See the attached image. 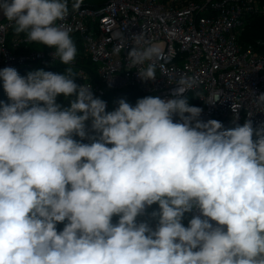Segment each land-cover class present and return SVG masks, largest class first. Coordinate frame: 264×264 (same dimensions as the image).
Wrapping results in <instances>:
<instances>
[{
  "label": "clouds",
  "instance_id": "1",
  "mask_svg": "<svg viewBox=\"0 0 264 264\" xmlns=\"http://www.w3.org/2000/svg\"><path fill=\"white\" fill-rule=\"evenodd\" d=\"M69 11V0H0L16 35L67 66ZM131 39L130 66L155 80L161 45ZM75 77L0 69V264H264V128L203 121L183 76L175 98L120 99L113 111Z\"/></svg>",
  "mask_w": 264,
  "mask_h": 264
},
{
  "label": "built area",
  "instance_id": "2",
  "mask_svg": "<svg viewBox=\"0 0 264 264\" xmlns=\"http://www.w3.org/2000/svg\"><path fill=\"white\" fill-rule=\"evenodd\" d=\"M69 10L64 23L82 36L94 70L53 60V49H32L25 34L9 42L12 27L2 15L0 69L71 67L78 85H90L94 97L104 100L109 111L118 107L120 99L105 97L131 88L165 100L175 98L176 83L183 76L194 81L184 96L195 93L203 121L215 119L227 129L251 120L254 129L264 128V103L256 97L264 94V36L247 46L239 42L250 18L264 15L263 0H105L99 8L81 6L73 12L69 5ZM115 33L122 34L121 38H115ZM140 33L162 47L155 80H141L137 72L143 66L128 62V51L134 45L131 38ZM117 47L119 53L114 51ZM213 96L220 101L208 104ZM233 105L239 110L235 123ZM87 127L91 134L90 121Z\"/></svg>",
  "mask_w": 264,
  "mask_h": 264
},
{
  "label": "trees",
  "instance_id": "3",
  "mask_svg": "<svg viewBox=\"0 0 264 264\" xmlns=\"http://www.w3.org/2000/svg\"><path fill=\"white\" fill-rule=\"evenodd\" d=\"M71 3H72V0H69L70 6H71ZM104 3H105V0H83V3L81 6H90V7H94V8H99V7L103 6ZM14 36H17V35L14 33L13 28H12L8 34L9 42L11 41L12 37H14ZM71 36H72V39H73V41L76 45V48H77V55H76V58L74 60V62H75L74 67L76 68V66H78V67H84V68H87L90 70H94V63L92 62V60H90V58H88V56H86V54L84 52L82 36H80L79 33H72ZM262 36H264V15H255V16H252L250 18V23L247 25L245 31L240 35L239 42L242 43L243 45L247 46V45L255 42L256 39H258ZM30 46L32 49H38V50L51 49L47 46L40 45L37 43H32ZM22 49L24 51V47ZM22 49H20V50L22 51ZM13 68H15L21 76H26L28 72H31L30 71L31 69L28 67V65H19V66L13 67ZM33 71H36V68H34ZM45 71H51V72L58 73V74H64L65 73V70L62 68V66H51V67L47 68ZM73 71H75V69H73ZM2 83H3L2 80H0V101H2L4 103H9L8 97L3 90ZM75 83L78 84L76 77H75ZM146 96H150V95L144 94L135 88H131L130 90H127L124 93L108 94L105 98H108L111 101L116 100V98L117 99H124L129 104H131L132 106H135L138 99L146 97ZM185 97H187L188 103L190 105L197 106V107L200 106V103L196 100L194 92L187 93L185 95ZM57 103H60L64 107H67L69 104V102L65 100L63 95H61L57 98ZM106 111H109V110H106ZM75 138L78 140L80 139L79 137H75ZM253 139L254 140L257 139V136L255 134L253 136ZM83 142L89 143L90 141L85 139ZM157 207H158L157 205H153V206H151V208L148 209V211L151 212L153 209H155ZM116 219L117 218L114 217L113 222H115ZM189 219H190V216L187 214L185 219H184L186 226L188 225ZM62 228H63V224L57 225L58 231L62 230Z\"/></svg>",
  "mask_w": 264,
  "mask_h": 264
},
{
  "label": "rangeland",
  "instance_id": "4",
  "mask_svg": "<svg viewBox=\"0 0 264 264\" xmlns=\"http://www.w3.org/2000/svg\"><path fill=\"white\" fill-rule=\"evenodd\" d=\"M30 71H33V69H31Z\"/></svg>",
  "mask_w": 264,
  "mask_h": 264
}]
</instances>
